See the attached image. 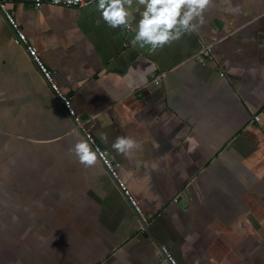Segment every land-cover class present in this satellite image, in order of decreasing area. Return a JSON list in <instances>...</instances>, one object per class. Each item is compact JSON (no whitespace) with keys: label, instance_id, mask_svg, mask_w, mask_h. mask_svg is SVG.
<instances>
[{"label":"crops","instance_id":"1","mask_svg":"<svg viewBox=\"0 0 264 264\" xmlns=\"http://www.w3.org/2000/svg\"><path fill=\"white\" fill-rule=\"evenodd\" d=\"M7 6L142 215L71 151L83 134L0 12V264H170L162 246L178 264H264V0H209L152 53L135 11L112 28L95 2ZM120 136L138 146L116 152Z\"/></svg>","mask_w":264,"mask_h":264},{"label":"clouds","instance_id":"2","mask_svg":"<svg viewBox=\"0 0 264 264\" xmlns=\"http://www.w3.org/2000/svg\"><path fill=\"white\" fill-rule=\"evenodd\" d=\"M208 4L209 0H95L101 18L112 28L127 27L134 11L138 12L132 43L150 53L185 33L197 31L204 22L203 12ZM137 146L132 137L125 136L112 143L118 153H128ZM71 151L85 167L97 161V153L86 138L78 139Z\"/></svg>","mask_w":264,"mask_h":264},{"label":"built area","instance_id":"3","mask_svg":"<svg viewBox=\"0 0 264 264\" xmlns=\"http://www.w3.org/2000/svg\"><path fill=\"white\" fill-rule=\"evenodd\" d=\"M22 1H29L37 6L46 3L54 6H64L70 8H82L95 2V0H22ZM0 12L13 31L15 43L17 45L23 46L27 50L28 54L37 65L40 72L42 73L43 77L49 82L52 90L55 92L57 97L63 102L68 115L73 120L75 128L83 134L84 138L87 139L90 146L96 151L98 159L106 168V170L109 172L110 176L113 179H115L118 182V184L122 187L123 194L127 198L128 202L131 204V206L134 208L135 212L139 216L142 215L141 207L138 205L137 201L135 200L134 196L131 194L130 190L127 187H125L123 181L119 176L118 170L120 164L112 159L111 155L107 150L102 149L97 144L89 127V124L91 123V119L82 118L72 107L71 101L68 99V97L65 96L58 88V86L55 84L51 70L43 62V60L39 56L37 47L33 44V42L29 39L26 33L22 30L15 16L9 10L7 6V0L0 1ZM201 53L208 54L209 49L206 48V52L202 51ZM255 120H259V116H255ZM161 251L164 257L166 258V260L170 264H178L175 257L173 256V254L171 253V251L167 246H162Z\"/></svg>","mask_w":264,"mask_h":264},{"label":"water","instance_id":"4","mask_svg":"<svg viewBox=\"0 0 264 264\" xmlns=\"http://www.w3.org/2000/svg\"><path fill=\"white\" fill-rule=\"evenodd\" d=\"M62 104H63V102H62Z\"/></svg>","mask_w":264,"mask_h":264}]
</instances>
